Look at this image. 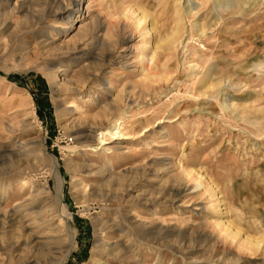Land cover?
<instances>
[{
  "label": "rangeland",
  "instance_id": "1",
  "mask_svg": "<svg viewBox=\"0 0 264 264\" xmlns=\"http://www.w3.org/2000/svg\"><path fill=\"white\" fill-rule=\"evenodd\" d=\"M0 264H264V0H0Z\"/></svg>",
  "mask_w": 264,
  "mask_h": 264
},
{
  "label": "bare ground",
  "instance_id": "2",
  "mask_svg": "<svg viewBox=\"0 0 264 264\" xmlns=\"http://www.w3.org/2000/svg\"><path fill=\"white\" fill-rule=\"evenodd\" d=\"M72 17V16H71Z\"/></svg>",
  "mask_w": 264,
  "mask_h": 264
}]
</instances>
